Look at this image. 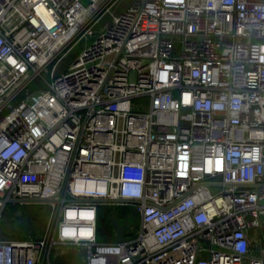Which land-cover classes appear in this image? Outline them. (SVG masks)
Instances as JSON below:
<instances>
[{"label":"built area","instance_id":"built-area-1","mask_svg":"<svg viewBox=\"0 0 264 264\" xmlns=\"http://www.w3.org/2000/svg\"><path fill=\"white\" fill-rule=\"evenodd\" d=\"M120 1L0 0V223L73 201L0 264H264V0H133L101 27ZM102 206L134 238L98 243Z\"/></svg>","mask_w":264,"mask_h":264},{"label":"rangeland","instance_id":"rangeland-1","mask_svg":"<svg viewBox=\"0 0 264 264\" xmlns=\"http://www.w3.org/2000/svg\"><path fill=\"white\" fill-rule=\"evenodd\" d=\"M133 0H121L101 21L100 26H108L113 14L119 15L125 11L129 3ZM81 42L75 45L66 58L62 59L58 65L56 75L65 74L78 55L82 52L85 45ZM133 80V74L130 75ZM136 104L146 106V99L134 101ZM103 218H99L97 238L98 243H119L125 239L133 238L138 228V217L131 207L102 206L100 207ZM52 207L49 205H30V204H9L5 209L0 223V239L3 241L18 240H41L44 238L47 222L51 214ZM12 215H9L10 212ZM17 213V214H16ZM56 254V255H55ZM86 250L82 247H58L51 254L52 264H85Z\"/></svg>","mask_w":264,"mask_h":264},{"label":"water","instance_id":"water-1","mask_svg":"<svg viewBox=\"0 0 264 264\" xmlns=\"http://www.w3.org/2000/svg\"><path fill=\"white\" fill-rule=\"evenodd\" d=\"M64 190H65V185L62 188V192L60 195V198L58 200L55 201H41V200H10L8 201L9 204H30V205H54V212H53V217H52V222H51V226L50 229L47 233V237L49 238L52 228H53V224L55 222L56 216H57V212L59 209V206L61 203L63 202H73V201H69V200H64L63 196H64ZM95 203L98 204H106L108 202L106 201H96Z\"/></svg>","mask_w":264,"mask_h":264},{"label":"trees","instance_id":"trees-1","mask_svg":"<svg viewBox=\"0 0 264 264\" xmlns=\"http://www.w3.org/2000/svg\"><path fill=\"white\" fill-rule=\"evenodd\" d=\"M100 212H101V209L99 208V216H98V221H99V218L101 217V216H103L102 214H101V216H100ZM137 215V214H136ZM3 216L5 217V212H4V214H3ZM137 217H138V215H137ZM101 218H103V217H101ZM138 224H139V218H138ZM99 237V232H98V226H97V238ZM134 238V237H133ZM129 239H132V237L131 238H128V239H125V240H129Z\"/></svg>","mask_w":264,"mask_h":264},{"label":"crops","instance_id":"crops-1","mask_svg":"<svg viewBox=\"0 0 264 264\" xmlns=\"http://www.w3.org/2000/svg\"><path fill=\"white\" fill-rule=\"evenodd\" d=\"M13 214V212L11 211L10 213H9V215H12ZM17 214V213H16Z\"/></svg>","mask_w":264,"mask_h":264}]
</instances>
